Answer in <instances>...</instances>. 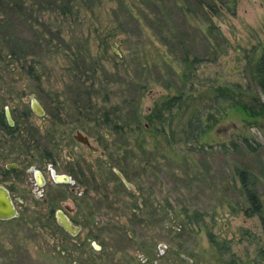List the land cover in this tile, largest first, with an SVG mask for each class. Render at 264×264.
Instances as JSON below:
<instances>
[{"label": "rangeland", "instance_id": "1", "mask_svg": "<svg viewBox=\"0 0 264 264\" xmlns=\"http://www.w3.org/2000/svg\"><path fill=\"white\" fill-rule=\"evenodd\" d=\"M11 4L0 12V111L16 104L17 115L33 96L46 116L29 118L38 139L0 131V184L19 201L0 220V264H264V114L243 106L264 99V0ZM172 97L162 121L147 119ZM76 129L97 139L94 154L80 146L95 189L73 199L65 185L37 188L28 166L48 178L44 157H64ZM6 162L18 174L1 177ZM240 170L255 179L259 214H245ZM55 195L76 235L41 211Z\"/></svg>", "mask_w": 264, "mask_h": 264}, {"label": "flooded vegetation", "instance_id": "2", "mask_svg": "<svg viewBox=\"0 0 264 264\" xmlns=\"http://www.w3.org/2000/svg\"><path fill=\"white\" fill-rule=\"evenodd\" d=\"M28 108L27 110L22 109L19 113L17 110V106L15 104L14 109H9L8 107H4L3 110L0 111V131L1 132H6L10 139L15 140L16 138L19 139L18 136H21L23 130H26L31 133L30 138H35L38 139L39 134L37 130L32 128L29 123V118L31 115H35L39 121H41L42 118L46 116V112L44 107L41 105V103L35 98V97H28ZM33 100L36 101L38 106L34 107L33 106ZM59 112V111H58ZM54 114V118L52 120V123H58L60 122V117L59 114ZM56 117L58 122L56 121ZM21 122V123H20ZM25 124L27 126H25ZM39 126H41V123L39 122ZM56 129L52 128L51 132H48L46 135L47 140L50 141L49 134L52 135ZM81 134L80 135H78ZM5 134V133H4ZM85 137L86 143L82 142L79 138ZM7 137V136H6ZM22 137V136H21ZM73 140L69 141L68 139V147L64 149L63 151V156H61V152L55 153V152H49L45 157L44 161L47 162L46 170L48 171V178H46V175L44 173V169L40 166H35L31 164L30 157H23L24 162L30 163L29 171L32 173L34 177V182L35 186L37 188H42L45 187L47 183V187L49 188H57L60 186L65 185L66 188H68V193L71 195V198H74V195L72 193L76 192L75 190L79 189L81 186L83 189L85 188H93L95 189V184H91V177L90 179L86 180V177L84 176L85 169H84V164L85 163V157L82 155L83 150L80 149V146H84L87 151L91 154H94L97 152L98 147L95 144L96 143V138L93 137H88L86 134L82 133L80 130L76 129L74 133L72 134ZM40 138V137H39ZM23 141V139L21 138ZM66 139L63 141L64 143L67 141ZM2 142H6L5 140H0V144H3ZM25 143V142H24ZM59 151V149H58ZM99 156L103 155V151L99 150L98 151ZM90 162V161H89ZM92 162V159H91ZM4 172H1V177H7L10 175V173L14 172L18 174V170L20 169L19 163L18 162H6L4 165ZM118 175V174H117ZM119 176V175H118ZM47 179L50 180V182H47ZM121 180V178L119 177ZM126 179V178H125ZM95 181V179H94ZM8 182V181H7ZM5 180H2V185L6 186L7 189L9 190V193L11 197L13 198L15 204L16 201H18L17 197L14 198L13 195L11 194V191L9 189V183H7ZM87 184V185H86ZM130 185L131 184L129 182ZM38 191V190H37ZM87 194L85 191H81L79 195L85 196ZM61 196V195H60ZM60 196H53L47 198L43 197L42 200L44 201L45 207L40 208L41 211L43 209L47 210L49 214L53 215L55 221L58 223L57 220V213H61L62 215H65L68 220L75 226H77L79 229L81 226L74 221L73 218H71L67 212H72V208L69 207V205L66 203L64 200H59ZM39 197H40V192H39ZM69 197V196H68ZM59 200V201H58ZM54 204V205H53ZM63 207V209H62ZM67 211V212H66ZM59 224V223H58ZM60 225V224H59ZM61 226V225H60ZM62 227V226H61ZM63 228V227H62ZM64 229V228H63ZM65 230V229H64ZM68 232V231H67ZM71 234V233H70ZM76 235V234H75Z\"/></svg>", "mask_w": 264, "mask_h": 264}, {"label": "trees", "instance_id": "3", "mask_svg": "<svg viewBox=\"0 0 264 264\" xmlns=\"http://www.w3.org/2000/svg\"><path fill=\"white\" fill-rule=\"evenodd\" d=\"M11 0H0V12L2 9L8 8L10 10H12L13 6H11ZM5 25L4 20L0 19V29ZM10 55H13L14 53V47L10 46ZM258 74H263L264 71V61L262 60L260 66L258 67ZM259 85L262 89V92L264 94V78L259 80ZM215 91L217 92V94L221 95V96H225V95H229V89L226 87H218L215 88ZM79 96H81L83 93L81 91L77 92ZM88 95L90 93H87ZM176 102V97H172L171 99L166 100L165 102L162 103V105H160L159 107L155 108L154 112L150 113L147 116V119L149 121H162V115L163 110H167L169 108H171ZM244 108L246 110L249 111V114L253 117L256 116H261L264 114V99L261 100L260 98H257L256 100H254V102H248L245 104H243ZM116 109V108H115ZM98 111L101 110H96L95 112L97 113ZM104 116L103 119L105 123H107L108 120H111L110 117H108V112L104 111L103 112ZM237 175L239 176L240 180H241V187L243 188L244 194H245V198L246 201L248 203V207L245 209V214L247 216H252V215H256L259 214L260 209H261V203H260V199L259 196L256 193L255 190V179L253 177H251V175L246 171V170H240L238 171ZM213 239V238H211Z\"/></svg>", "mask_w": 264, "mask_h": 264}, {"label": "water", "instance_id": "4", "mask_svg": "<svg viewBox=\"0 0 264 264\" xmlns=\"http://www.w3.org/2000/svg\"><path fill=\"white\" fill-rule=\"evenodd\" d=\"M33 106L36 107L38 104L33 100ZM81 136V134L78 133ZM82 142L86 143L85 137L79 138ZM120 178L123 179L120 172H116ZM124 180V179H123ZM19 215L17 206L11 197L9 190L6 186L0 184V220H9ZM58 223L69 233L76 234L79 228L73 225L65 215L57 213Z\"/></svg>", "mask_w": 264, "mask_h": 264}]
</instances>
